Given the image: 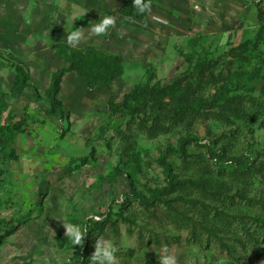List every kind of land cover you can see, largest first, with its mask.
<instances>
[{
	"label": "rangeland",
	"instance_id": "1",
	"mask_svg": "<svg viewBox=\"0 0 264 264\" xmlns=\"http://www.w3.org/2000/svg\"><path fill=\"white\" fill-rule=\"evenodd\" d=\"M122 4L0 0L1 100L14 121L30 119L8 149L18 159L0 162V264H90L99 235L116 243L117 264H158L162 247L178 264H264V0H152L139 21ZM105 15L114 26L90 37ZM74 29L86 39L73 48L120 56L123 73L98 89L66 73L59 117L45 91L68 65L52 45ZM237 73L243 88L216 102L217 83ZM137 85L147 89L134 117L102 134L109 101ZM186 135L215 141L218 160L192 144L167 156L179 185L153 202L167 185L157 160ZM69 225L87 233L84 257Z\"/></svg>",
	"mask_w": 264,
	"mask_h": 264
},
{
	"label": "trees",
	"instance_id": "2",
	"mask_svg": "<svg viewBox=\"0 0 264 264\" xmlns=\"http://www.w3.org/2000/svg\"><path fill=\"white\" fill-rule=\"evenodd\" d=\"M151 1L152 0H146V2H149L150 4ZM118 13L131 19L132 21L142 20L147 15V12L143 15H138L133 8L132 0H123V4L118 9ZM52 49L55 56L66 62L68 65L67 67L61 68L60 70L52 73L49 86L45 91L51 109L59 117H62V115L64 114V106L58 99V94L60 91L62 78L66 73L75 72L79 76L85 78L89 89H98L108 86L114 80L119 78L123 73L122 57L102 53L91 46H86L82 49H76L67 44L58 42L52 46ZM242 77L243 74L237 73L235 79H233L232 77L221 83H217L219 87V98H217L215 101L218 102L220 99H222L231 87L243 88V81L241 82ZM27 81L28 75L25 72H19L13 81V89L17 87L18 91H20L24 87V85L27 84ZM213 81L212 82L215 83V79H213ZM145 89H147L145 88V86L137 85L129 93L125 94L120 102H115L112 100L109 101L110 118L108 122L105 123L102 127V134H104L105 131H107L111 127L114 118L126 116L134 117L135 109H133L132 105L134 102H136V100L140 98L143 93H145ZM180 106L181 104L179 105V107ZM180 112H182V110L177 109L175 113L179 114ZM29 121L30 119L27 110L23 112V115L18 121H14L13 117L11 116V110L7 105L4 104L0 96V162L3 159H18V155L15 154V151L13 149H10L8 151V149L19 135L25 133L26 126ZM189 144L195 145L197 147H202L205 150L207 156H209L211 159H214V157L216 158L219 154V152H213L215 141L200 139L192 135H186L181 138L177 143L176 150L167 148L162 152L157 160L158 166L162 168L167 185L160 191L152 193L153 202L159 201L161 195L170 193L179 185V183L174 182L172 179V169L170 164L166 161V158L169 155L181 156L185 147ZM216 163L217 167L221 169L222 167L220 165V162L217 161ZM0 175H6V173L0 171ZM95 216H92L85 221L84 229L91 225H98V221L93 219V217ZM102 218L104 219V217ZM10 222L13 221L10 220ZM85 241L86 236L83 241L84 243L80 245V251L83 257L86 250Z\"/></svg>",
	"mask_w": 264,
	"mask_h": 264
},
{
	"label": "clouds",
	"instance_id": "3",
	"mask_svg": "<svg viewBox=\"0 0 264 264\" xmlns=\"http://www.w3.org/2000/svg\"><path fill=\"white\" fill-rule=\"evenodd\" d=\"M132 4L138 15H143L150 11V3L146 2V0H132ZM114 24V17L105 15L102 19H99L98 22L90 24L88 27L90 30L89 36L99 37L106 35ZM65 39L71 46L79 44L81 40L86 39V37L83 36L82 29H74L70 33H67ZM93 219L99 221L103 218L97 216L93 217ZM66 230L72 242L75 245H81V242L84 241L86 236V232L81 231V228L75 225H69ZM94 248L95 251L89 258L90 264H117V245L112 238H105L102 235L96 236ZM159 254L158 264H178L177 257L170 252L168 247H162Z\"/></svg>",
	"mask_w": 264,
	"mask_h": 264
},
{
	"label": "crops",
	"instance_id": "4",
	"mask_svg": "<svg viewBox=\"0 0 264 264\" xmlns=\"http://www.w3.org/2000/svg\"><path fill=\"white\" fill-rule=\"evenodd\" d=\"M118 14H119V13H118ZM119 15H120V14H119ZM121 16H122V15H121ZM123 17H125V16H123ZM125 18H127V17H125ZM128 19H129V18H128ZM130 20H131V19H130ZM56 43H58V42H56ZM61 43H64V42H61ZM54 44H55V43H54ZM54 44H53V45H54ZM64 44H65V43H64ZM53 45H52V46H53ZM69 46H70V45H69ZM71 47H72V46H71ZM57 58H58V57H57ZM60 60H61V59H60ZM62 61H63V60H62ZM63 62H64V61H63ZM65 63H66V62H65ZM66 64H67V63H66ZM74 73H75V72H74ZM84 79H85V78H84Z\"/></svg>",
	"mask_w": 264,
	"mask_h": 264
}]
</instances>
